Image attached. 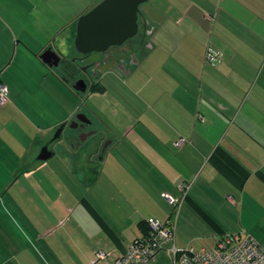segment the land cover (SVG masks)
Returning <instances> with one entry per match:
<instances>
[{
  "label": "crops",
  "instance_id": "obj_1",
  "mask_svg": "<svg viewBox=\"0 0 264 264\" xmlns=\"http://www.w3.org/2000/svg\"><path fill=\"white\" fill-rule=\"evenodd\" d=\"M76 1L0 0V264H87L100 250L99 264H115L151 219L175 229L146 264L228 233L264 247V0H170V29L149 0L151 46L86 91L62 68L76 70L78 19L91 10ZM79 113L92 122L75 127ZM46 143L53 154L40 159Z\"/></svg>",
  "mask_w": 264,
  "mask_h": 264
},
{
  "label": "built area",
  "instance_id": "obj_2",
  "mask_svg": "<svg viewBox=\"0 0 264 264\" xmlns=\"http://www.w3.org/2000/svg\"><path fill=\"white\" fill-rule=\"evenodd\" d=\"M208 56L214 58L211 52ZM8 95V87L0 81V105L7 103ZM184 141L185 138H181L175 145L180 147ZM189 188V183L179 186L183 195ZM168 200L176 209L180 200L172 197H168ZM148 227V232L136 239L128 253L117 258L115 264H146L174 238V221L151 219ZM169 252L174 264H264V247L251 234L241 232L224 234L211 249L196 248L191 244L186 248L174 245ZM107 255L104 251H97L95 258L87 264H99Z\"/></svg>",
  "mask_w": 264,
  "mask_h": 264
},
{
  "label": "water",
  "instance_id": "obj_3",
  "mask_svg": "<svg viewBox=\"0 0 264 264\" xmlns=\"http://www.w3.org/2000/svg\"><path fill=\"white\" fill-rule=\"evenodd\" d=\"M146 7H150L149 0L101 1L90 11L79 17L75 40L76 51L82 55H89L101 53L111 46L123 44L126 40L137 34L138 16L140 11L143 12ZM49 58L54 60L53 64ZM42 59L49 66H59L61 61L57 53L51 49L44 51ZM113 71L115 70L113 69ZM116 73L119 74L118 72ZM73 88L79 91H86L87 84L84 80H79L73 85ZM84 123L90 124L91 121ZM66 125L67 123H64L58 128L53 140L61 137ZM74 126L78 127L79 123L75 122ZM49 145L50 143H46L42 148L39 155L40 159H47L53 154L49 149Z\"/></svg>",
  "mask_w": 264,
  "mask_h": 264
},
{
  "label": "flooded vegetation",
  "instance_id": "obj_4",
  "mask_svg": "<svg viewBox=\"0 0 264 264\" xmlns=\"http://www.w3.org/2000/svg\"><path fill=\"white\" fill-rule=\"evenodd\" d=\"M158 21L159 18L154 11L150 7H146L143 12L139 13L138 32L135 36L123 44L111 46L101 53L89 55L78 53L71 58L75 60L76 70L67 65L62 66L65 77L69 78L73 85L79 80H84L88 86L94 85L101 75L108 72H118L120 75L130 73L148 47L151 46L154 30L159 29L155 24ZM49 60L52 64L54 63L52 58ZM75 119L76 121L73 123L78 122L82 125L85 124L84 122L91 121L82 113H79Z\"/></svg>",
  "mask_w": 264,
  "mask_h": 264
},
{
  "label": "rangeland",
  "instance_id": "obj_5",
  "mask_svg": "<svg viewBox=\"0 0 264 264\" xmlns=\"http://www.w3.org/2000/svg\"><path fill=\"white\" fill-rule=\"evenodd\" d=\"M102 0H92V1H83L82 3V0H79V2H75V4L77 5L76 7L79 8H82L84 6V8H88V9H92L93 7H95L97 4H99ZM150 2L154 5H156L157 7H159L163 12H165L166 14H168L169 16V22L168 24L165 25L164 29H170V0H150ZM94 4V5H93ZM198 8V7H197ZM76 9V8H75ZM198 11H199V8H198ZM68 12V11H67ZM67 12H63L64 15L67 17H69V19H66L64 16L61 17V19L63 20H71V17H75L77 16V11H71L70 14H68ZM80 14V13H78ZM51 18L48 16L47 17V21L50 22ZM156 41V40H155ZM158 41L160 43L162 42H166L167 41V37H166V34H164L162 37H160L158 39ZM191 244V243H190ZM192 245V244H191ZM199 246H202V245H199ZM172 260V259H171ZM173 262V261H172Z\"/></svg>",
  "mask_w": 264,
  "mask_h": 264
},
{
  "label": "trees",
  "instance_id": "obj_6",
  "mask_svg": "<svg viewBox=\"0 0 264 264\" xmlns=\"http://www.w3.org/2000/svg\"><path fill=\"white\" fill-rule=\"evenodd\" d=\"M148 229H149V227H147L145 234L148 232ZM145 234H144V235H145Z\"/></svg>",
  "mask_w": 264,
  "mask_h": 264
}]
</instances>
